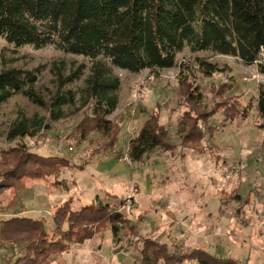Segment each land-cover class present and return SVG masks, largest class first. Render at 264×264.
I'll use <instances>...</instances> for the list:
<instances>
[{
	"label": "rangeland",
	"instance_id": "1",
	"mask_svg": "<svg viewBox=\"0 0 264 264\" xmlns=\"http://www.w3.org/2000/svg\"><path fill=\"white\" fill-rule=\"evenodd\" d=\"M198 57L218 63L223 71L205 77L198 72ZM59 61L67 65V72L74 65L85 64L86 76L92 65L88 58L52 46L16 48L0 38V68H42L37 90L48 103L56 91L52 67ZM178 61L177 67L155 74L149 70L139 74L116 70L122 81L120 103L109 118L121 128L117 146L110 142L116 130L113 137L105 138L93 128L92 113L80 94L77 104L66 106L64 117L58 120H50L49 109L23 95L14 96L1 107L0 129L5 133L20 110L28 117H43L51 128L14 140L7 139L6 134L0 136V159L14 165L16 157L10 154L11 149L26 143L34 152L64 156L71 164L47 181L29 182L17 203L13 204L9 189L0 193V262L8 254H14V259L24 254L11 239L2 238L3 219L19 215L43 220L51 232L56 207L72 197L74 210L93 204L120 209L130 219L126 231L136 225L140 235L154 233L153 239L167 243L170 251H188L181 264H198L197 258L190 256L194 249L241 264H264V128L259 126L257 105L232 121L219 117L224 125L215 124L216 129L195 145V149L201 148L200 154L183 145L177 132L185 110L178 79L181 63L194 70L191 83L199 84L208 103L215 100L217 88L228 91L232 86L225 95L239 101L241 109L248 106L264 78L256 66H245L234 57L210 51L192 53L186 49ZM85 77L69 87H83ZM158 108L161 121L171 130L172 148L150 153L143 162H133L128 141L143 125L147 113ZM85 119L86 136L79 130H84ZM236 189L239 196L231 200ZM22 236L18 234V238ZM143 247V242L130 244L127 238L117 244L108 229L70 252L53 256L52 263L143 264Z\"/></svg>",
	"mask_w": 264,
	"mask_h": 264
},
{
	"label": "trees",
	"instance_id": "2",
	"mask_svg": "<svg viewBox=\"0 0 264 264\" xmlns=\"http://www.w3.org/2000/svg\"><path fill=\"white\" fill-rule=\"evenodd\" d=\"M0 38L16 48L52 46L92 61L87 76L85 64L74 65L67 72L63 61L54 63L56 91L49 103L37 90L42 68H0V109L14 96L23 95L33 104L49 109L50 120H58L64 117L66 106L77 104L80 94L92 113L93 128L105 138L113 137L116 130L110 141L114 146L121 130L109 118L120 103L122 81L117 69L134 74L145 70L160 73L177 67L179 54L188 49L192 53L210 51L234 57L245 66H256L264 78V0H0ZM197 66L205 77L223 71L218 63L202 57L197 58ZM193 72L181 63L178 79L185 110L177 132L183 145L200 154L201 148L195 149V145L216 129L215 124L224 125L219 117L224 122L232 121L246 116L255 105L259 126L264 128V80L258 83L248 106L241 109L238 100L236 103L225 95L232 86L228 91L217 88L215 100L208 103L199 84L191 83ZM84 77L83 87H69ZM87 121L82 123L84 130L79 129L84 136ZM50 128L43 117H28L20 110L6 133L0 129V136L6 134L7 139L14 140ZM170 135L169 126L161 121V109L148 112L143 125L128 141L131 160L143 162L150 153L171 149ZM10 154L16 157L14 165L0 159V193L9 189L13 204L29 182L47 181L71 164L64 156L34 152L26 143L11 149ZM235 192L231 200L239 196V190ZM73 203L70 197L56 207L51 232L43 220L19 215L3 219L2 238L11 239L17 248L24 249V254L15 259L14 254H8L0 264H53V256L70 252L77 244L108 229L113 231L117 244L126 238L130 244L143 242V264H181L187 255L183 249L170 251L167 243L153 239L154 233L140 235L136 225L129 228L130 233L126 231L130 219L118 208L93 204L74 210ZM18 234L23 236L18 238ZM136 237L139 239L134 241ZM190 256L197 258L198 264H241L202 249H194Z\"/></svg>",
	"mask_w": 264,
	"mask_h": 264
}]
</instances>
